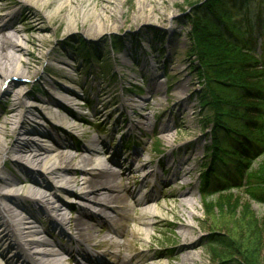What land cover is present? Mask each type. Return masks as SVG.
<instances>
[{"label": "rangeland", "instance_id": "1", "mask_svg": "<svg viewBox=\"0 0 264 264\" xmlns=\"http://www.w3.org/2000/svg\"><path fill=\"white\" fill-rule=\"evenodd\" d=\"M203 1L165 0L161 3V0H154L151 4L155 7L152 18L144 19L142 16L133 17L134 10L137 9L136 0L118 2L117 9L115 1L110 0L107 6L113 9L111 12L114 15H119L117 10L123 12L122 17L115 22L116 27L111 30L105 29L92 34L90 31L94 32V29L91 28L83 32L78 10L76 22L70 31L66 30L67 23L63 19L59 26L58 21L50 22L52 28L48 30H27L32 42L15 36L14 40L23 43L31 54L21 56L28 62L26 71L29 72L24 74L27 76L10 77L14 81L13 89L23 95L27 106H34L37 108L36 112L45 117H35V122L33 117L29 120L26 118L25 122L20 118L16 123L17 131L7 133L2 138V144L4 148H8L18 140V131L39 123L49 128L55 136L62 137L64 133H68L67 139L72 138L78 145L89 143L92 138L103 140L105 145L94 143V146L102 153H107L102 156L105 163L116 152L121 167L133 163L132 167L138 168L136 177L131 179L135 182L134 186L139 185L140 177L154 169V173L146 177L141 192L154 186L158 193L159 204H152L155 215L151 220L158 225L159 230L150 229L155 238L144 235L139 245L140 259H147L149 263L159 261L166 264L170 255L159 253L178 232V222L183 219L184 212L179 200L174 201L171 194H176L178 199L180 192L191 189L194 200L191 208L194 218L191 223L200 237V250L203 254L199 264H219L224 258L245 264V248L242 245L249 238L254 241V245L248 244L246 248L252 250L255 264H263L264 201L256 196L258 183L249 181L241 186H231L226 191L220 190L223 186L211 180L207 187L202 186L204 169L201 165L210 158L206 150L209 129L201 126L198 114V90L201 82L194 70L196 68L192 67L196 59L189 52L191 39L187 17L194 5L190 6V3L201 4ZM95 2L96 10L105 4L103 0ZM93 3L91 0L87 8ZM46 23L48 22L42 14L34 13L31 7L22 6L16 27ZM85 23L87 25L88 22ZM253 34L258 35L259 47V32L254 30ZM112 41L119 44L117 50L111 47ZM68 73L71 75L68 76ZM10 79H4L0 93ZM54 81L75 93L72 97L68 95V104L48 107L43 103V99L48 97L54 99L56 96H64L62 90L53 86ZM124 100L129 104L122 107L120 103ZM12 103L10 94H0V126L4 120L11 118ZM62 118H65V122L60 121ZM38 132L43 131L29 132L27 136L37 138L40 135ZM164 133L167 134L165 137L162 136ZM45 138L44 141H35L40 144L53 143L52 137ZM135 156L138 159H133ZM232 157L228 156L230 159ZM76 159L70 164L76 165ZM147 161L150 163L144 166ZM180 161L182 163L174 171L173 165ZM0 165L4 169L0 173L3 176L0 191L9 179L24 180L30 173L29 168L18 169L13 157L1 161ZM92 165L96 164L88 167ZM227 167L228 163L220 164L218 174L224 175ZM250 167L252 170L264 167V153L254 159ZM55 192L65 201L76 204L74 196L59 190ZM23 203L34 213L38 212L31 201L25 200ZM89 209L95 213L98 206L89 205ZM250 212L257 220L255 234H251L243 219L251 216ZM127 214L136 217L138 212L130 210ZM44 225H48L46 220ZM131 226L139 228L136 222H132ZM249 230L251 235L247 234ZM71 231L67 228L69 235ZM213 234L222 235L229 240L234 250L231 256L215 257L210 253L208 240ZM54 235L56 239L57 235ZM104 235L113 236L104 228L98 239ZM62 241L65 242V239ZM54 247L56 246L51 245L46 249L50 251ZM101 248L91 246L93 251H101ZM111 249L114 251V248ZM67 256L69 255L65 254L63 258ZM71 256L72 262L67 264H75L80 260V256L74 252ZM102 257L98 261L103 264L112 263L116 258L115 253L103 254ZM40 260L47 261V258L41 257ZM169 262L174 264L176 261L170 259Z\"/></svg>", "mask_w": 264, "mask_h": 264}, {"label": "bare ground", "instance_id": "2", "mask_svg": "<svg viewBox=\"0 0 264 264\" xmlns=\"http://www.w3.org/2000/svg\"><path fill=\"white\" fill-rule=\"evenodd\" d=\"M93 1L90 8H87L91 0H0V91L4 79H10L13 75L26 77L24 74L29 72L26 71L28 62L21 56L31 53L23 43L14 40L15 36L32 42L33 39L27 35V30H48L52 28L50 22L58 21L59 26L63 19L67 23L66 30L70 31L76 22L78 10L83 32L93 28L94 32L90 33L97 34L105 29L115 28V22L122 17V10H117L118 16L114 15L111 12L113 9L107 6L110 0H103L105 4L96 10V2ZM113 1L117 2H114L117 9L118 2L125 0ZM153 1L136 0L137 9L134 10L133 17L152 18L155 12V7L151 5ZM164 1L161 0V3ZM22 6L31 7L34 13L42 14L48 23L16 27ZM46 10L49 11L45 12ZM107 22H110L109 26H106ZM69 74L68 76L71 75ZM13 83L10 79L0 93L10 94L13 101L10 108L11 118L4 120L0 126V164L1 161L13 157L14 165L18 169L26 167L30 169V173L24 180L9 179V182L1 187L0 264H67L72 262L73 252L80 256V260L75 264H103L98 261L103 258V254L113 253L116 258L109 264H162L159 261L149 263L147 259L139 258V245L144 235L155 238L150 229L159 230L158 225L151 220L155 215L152 204H159L158 193L154 186L146 192H141L146 177L152 175L154 169L140 177L139 185L134 186L135 182L131 179L136 177L138 168H133V163L121 167L116 152L105 163L102 156L107 153H102L94 146V143L103 146V140L92 138L89 143L78 145L71 137L67 139L68 133H64L62 137L55 136L49 128L39 123H33L30 128L18 131V140L4 148L2 138L9 132L17 131L16 123L20 118L25 122L26 118L29 120L33 117L35 122V117H45L36 112L37 108L34 106L25 104L23 95L13 89ZM52 84L62 90L64 96H56L54 99L48 97L43 99V103L48 107L68 104V95L72 97L75 93L59 82ZM128 104L126 100L120 103L122 107ZM60 121L65 122V118ZM35 131L43 132H38L39 137L34 139L27 136L29 132ZM166 135L164 133L162 136ZM46 136L52 137V144H40L35 141H44ZM137 157L133 159L136 160ZM75 158L76 165H71L70 162ZM149 163L150 161H147L143 165L148 166ZM181 163L182 161L173 165L174 171ZM91 164L96 165L88 167ZM2 167L0 165V173L4 170ZM2 179L0 174V180ZM17 187L23 191L13 193ZM55 190L74 196L77 199L76 204L65 201ZM171 195L174 201L179 200L184 211L183 219L178 222V232L169 239L168 245L159 254L170 255L166 264H171L170 259L176 261L174 264H199L203 254L200 250V237L191 223L194 218L191 211L194 205L193 193L191 189L184 190L180 192L178 199L176 194ZM25 200L31 201L38 212L34 213L28 209L23 203ZM89 205L98 206L95 213L89 209ZM129 209L137 211V216L130 217L127 214ZM45 220L48 222L47 226L44 225ZM132 222H136L139 228H133ZM67 228L72 230L70 235ZM104 228L113 236L104 235L98 239ZM54 234L57 235L56 239ZM62 239H65V242ZM96 239L98 241H95ZM51 245L56 247L48 251L46 247ZM91 246L102 248L101 251H93ZM111 248H114V251ZM65 254L69 256L63 258ZM41 257L47 258V261L40 260Z\"/></svg>", "mask_w": 264, "mask_h": 264}, {"label": "trees", "instance_id": "3", "mask_svg": "<svg viewBox=\"0 0 264 264\" xmlns=\"http://www.w3.org/2000/svg\"><path fill=\"white\" fill-rule=\"evenodd\" d=\"M192 5L187 17L189 52L195 55L192 67L201 82V126L209 129L206 150L210 158L201 165L202 186L207 187L211 180L226 191L253 181L258 183L256 196L264 201V167H250L264 153V0H204ZM254 30L261 38L259 47ZM117 46L112 41L113 50ZM223 163H228V167L222 177L218 170ZM250 214L243 219L251 234H255L257 220ZM208 243L215 257L234 253L229 240L222 235H211ZM248 244L254 245V241L249 238L242 245L243 260L245 264H255L252 250L246 248ZM221 247L223 250H219ZM219 264L241 263L224 258Z\"/></svg>", "mask_w": 264, "mask_h": 264}]
</instances>
